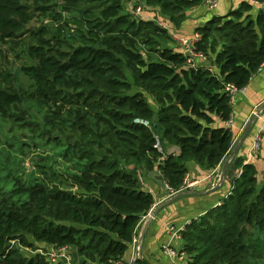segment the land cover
<instances>
[{
  "label": "trees",
  "instance_id": "trees-1",
  "mask_svg": "<svg viewBox=\"0 0 264 264\" xmlns=\"http://www.w3.org/2000/svg\"><path fill=\"white\" fill-rule=\"evenodd\" d=\"M52 1L0 0V37L12 41L29 33L36 41L28 51L36 63L21 68L32 82L29 95L56 107L58 120L69 117L72 135L80 137L67 136L63 143L69 166L62 180L52 175L48 182L16 179L11 184L8 177L0 178V264H51L38 253L23 254L24 249L36 251L35 244L71 248L84 263L119 264L154 204L137 171L157 170L168 189L178 193L188 162L212 171L230 154L235 134L221 125L231 119L225 87L244 89L264 63V9L252 15L245 0L195 28L201 37L197 50L216 66L215 73L210 66L186 67L181 53L159 46L158 40H169L166 29L124 15L118 0H109L98 14L82 11L87 33L103 34L100 43L87 38L65 49L60 36L45 39L43 29L26 31L33 18L30 5L43 9ZM140 1L158 7L175 27L187 10L203 2ZM0 102L9 108L21 98L0 90ZM156 137L177 148V154H166L163 146L162 153L157 151ZM234 166L240 173L220 204L181 233L190 264H264V181L258 184L252 164L236 159Z\"/></svg>",
  "mask_w": 264,
  "mask_h": 264
},
{
  "label": "rangeland",
  "instance_id": "rangeland-1",
  "mask_svg": "<svg viewBox=\"0 0 264 264\" xmlns=\"http://www.w3.org/2000/svg\"><path fill=\"white\" fill-rule=\"evenodd\" d=\"M118 1L121 3L122 13L132 19L150 21L155 25L162 22L165 27L174 31L178 28L169 21L167 16L160 12L158 7L146 6L140 0ZM108 3L109 0H92L90 3L53 0L49 4L42 5L43 9H38L37 5L31 4L33 18L25 26V30L43 29L46 33L44 35L45 39L60 36L61 39L65 40V49L70 45L77 47L84 43L87 38L100 43L104 39L103 34L93 33L89 35L87 33L86 17L82 11L88 9L94 14H98L100 8L105 7ZM137 9H140V12H137ZM188 11L192 23L189 22L184 30H191L193 23H196L199 18L210 15L214 12V9L200 5ZM180 34L181 32L179 36H181ZM28 35L29 33L12 41L0 37V90L3 93L17 95L21 98L20 104L9 108L0 102V178L6 179L8 177L12 181L11 184L16 179L21 183H30L34 179L48 182L52 175H56L62 180L67 175L66 169L69 166L64 163L62 147L63 143L67 142L66 137L72 135L70 128L72 120L66 117L65 114L62 116V118L65 117L64 120H58L59 114H56L58 112L56 107L39 104L34 100L29 95L33 90L32 82L21 72L22 67L36 63V58L28 53L29 47L35 45L36 41L29 38ZM158 41L160 47H171L174 50L177 48L176 42L171 37H169V40ZM208 62L211 64L210 60ZM124 73L132 81L130 73L127 70H124ZM143 95L150 107L156 106L151 97L146 93H143ZM79 114L80 112H76L74 115ZM17 116L22 119H18ZM23 119L26 122H22ZM56 122L58 124L55 127ZM24 128H28V131L33 132L34 139L29 138L30 136ZM58 128L63 129V135L59 133ZM72 136L76 139L80 137L78 133ZM51 137H57L58 140L52 143L50 142ZM137 173L139 174L141 171H137ZM65 185L66 183L61 184L60 188ZM28 239L30 240V238ZM35 245L38 246L36 251L24 249L22 250L23 254L26 256L39 254L38 250L45 254L46 251L39 248L44 246ZM191 262L192 260L188 256V264Z\"/></svg>",
  "mask_w": 264,
  "mask_h": 264
},
{
  "label": "crops",
  "instance_id": "crops-1",
  "mask_svg": "<svg viewBox=\"0 0 264 264\" xmlns=\"http://www.w3.org/2000/svg\"><path fill=\"white\" fill-rule=\"evenodd\" d=\"M243 1L245 0H219L218 6L214 9V12L205 18H199L196 23H193L194 25L191 30H184L189 22L192 23L189 19L190 13L187 10L185 12V21L177 28L178 31H176L179 33L181 32V36L191 37L195 32L194 30L196 27L202 26L212 16L226 15L229 11L236 10ZM252 7L253 10L251 11V14L255 15L259 9H264V4L252 5ZM176 31L174 32L177 33ZM179 33L177 34L179 35ZM208 61L207 58L205 61H198L195 68L202 66L209 67L210 64ZM210 67L213 72L217 73L215 65ZM152 109L156 111L157 105L152 107ZM254 113H259V119H256L253 122L249 134L236 151L235 149L239 140L233 144L230 153L233 152L234 155L230 159L229 154L223 159L217 168L212 171H207L204 168L197 166L192 161L186 164L187 174L191 180L197 181L198 184L191 190L178 192L179 197L173 201H169L170 195L166 194V191L159 186L156 180L148 178L147 175L149 172H142V187L144 191L150 193L153 197L154 204L151 210L155 209V218L152 219L147 228H145L146 217L142 219L137 236L134 238L133 243L129 246L127 252L123 256L121 264H137V262L134 261L136 257L135 253L138 250L139 244V260H137L139 264H177L162 253V248L165 246H168L173 250L182 251V239L173 238L169 229H184L192 220L204 215L208 210L217 206L220 200L227 195L230 189V182L226 179L224 180L223 185L217 190L213 189L218 186L219 176L221 175L228 159L229 162L226 172L230 170L231 166L235 168L232 178L238 176L240 173L239 169L234 166V161L236 159H241L244 164H246V156L253 141L254 132L260 125L261 121L264 120V66L251 78L249 84L243 89V91L235 95L234 99L231 101V119L229 122L221 125L230 128L233 135H236L240 131L242 134ZM161 145L166 154L171 151H173L174 154H177V152H175V147L168 145L166 142H162ZM250 164L255 167L258 184H260L264 181V136L259 157ZM170 193L175 194L171 191ZM40 245L44 247L39 248H43L45 251H49L51 248L44 244ZM66 249L67 264H95L90 262L84 263L83 259L77 255L75 250L71 248Z\"/></svg>",
  "mask_w": 264,
  "mask_h": 264
},
{
  "label": "built area",
  "instance_id": "built-area-1",
  "mask_svg": "<svg viewBox=\"0 0 264 264\" xmlns=\"http://www.w3.org/2000/svg\"><path fill=\"white\" fill-rule=\"evenodd\" d=\"M246 1H248L251 5L258 4L257 2L253 0H246ZM218 3H219V0H203L202 5L205 7H209L211 9H215L217 8ZM137 12H140V9H137ZM157 25L166 29L168 31L169 36L172 39H174V41L176 42L175 43L176 47H177L175 51L182 54L183 58L185 59L186 67L195 68L198 61L206 60V56L197 50V45L201 39L198 33L194 32L191 37L179 36L173 30H170L169 28L165 27L162 22H159ZM263 66H264V63L261 65L258 71H260L263 68ZM225 91L228 93L230 102H231L234 99L235 95L239 92H242L243 89L240 90L234 87L233 85H226ZM253 115H255V113ZM257 119H259V115ZM137 122L146 127H149L148 122H145V121H137ZM240 135H241V131L238 132L234 136V140H233L234 144L239 140ZM263 136H264V120L261 121L260 125L256 128L254 132L253 141L250 145L249 152L246 156V164L252 163L259 157V154L261 152V147H262ZM154 148L157 149V151L161 153L163 152V148L160 143L159 137H156V143L154 145ZM138 179L142 184L143 183L142 175L138 174ZM197 184H198L197 181L191 180L189 175L186 174L183 179L181 191L191 190ZM183 230H184L183 228L179 230L170 228L169 232L173 238L181 239V233L183 232ZM50 247H51L50 250L46 251L45 254L41 250H38L40 252L39 254L45 257L46 260L51 264L58 263V262L62 264H67V258H66L67 249L66 248H60V249L54 248L53 246H50ZM162 253L166 255L168 258H170L171 260L175 261L177 264H188V256L183 251L173 250L170 247L165 246L162 248Z\"/></svg>",
  "mask_w": 264,
  "mask_h": 264
},
{
  "label": "water",
  "instance_id": "water-1",
  "mask_svg": "<svg viewBox=\"0 0 264 264\" xmlns=\"http://www.w3.org/2000/svg\"><path fill=\"white\" fill-rule=\"evenodd\" d=\"M190 70H194V68H190ZM259 113H255V115H253L251 117V119L249 120L248 124L246 125L243 133L241 134L240 136V139H239V142H238V145L235 149V151L238 149V147L243 143V141L245 140V138L247 137V135L249 134L250 130H251V126L253 124V122L257 119ZM175 152H178V149L176 148L175 149ZM168 154H174L173 151H171L170 153ZM234 155V153H230L229 155V159ZM229 159L226 161L225 165H224V168H223V171L221 173V175L219 176V184L217 187H215L213 190H217L220 186L223 185V182L224 180L226 179L227 181L231 182V179H232V174L235 172V168L233 166L230 167V170L228 172H226V168L228 167V162H229ZM148 178H151V179H154L158 182L159 186L164 189L166 191V194L170 195V200L169 201H173L174 199L178 198L179 197V194L178 193H175V194H171L170 193V190L168 189V187L166 186L161 174L158 172V171H152V172H149L148 173ZM212 190V191H213ZM155 209H152L146 216V222H145V228H147L149 226V224L151 223L152 219L155 218ZM139 247H140V244L138 245V250L136 251L135 253V261L134 262H137V260H139Z\"/></svg>",
  "mask_w": 264,
  "mask_h": 264
}]
</instances>
